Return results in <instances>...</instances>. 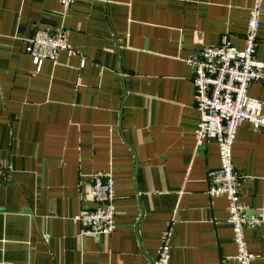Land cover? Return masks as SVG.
<instances>
[{
    "label": "crops",
    "instance_id": "crops-1",
    "mask_svg": "<svg viewBox=\"0 0 264 264\" xmlns=\"http://www.w3.org/2000/svg\"><path fill=\"white\" fill-rule=\"evenodd\" d=\"M254 0H0V264H148L173 219L168 264H224L236 253L227 201L206 193L219 165L199 121L186 59L226 30L244 48ZM63 25L76 52L36 72L35 30ZM256 56L264 61V0ZM248 96L262 102L264 83ZM240 201L264 216V130L240 124L232 147ZM114 178L110 236H80L91 174ZM244 237L264 264V222Z\"/></svg>",
    "mask_w": 264,
    "mask_h": 264
},
{
    "label": "built area",
    "instance_id": "built-area-1",
    "mask_svg": "<svg viewBox=\"0 0 264 264\" xmlns=\"http://www.w3.org/2000/svg\"><path fill=\"white\" fill-rule=\"evenodd\" d=\"M65 15L77 0H57ZM263 13V0H254L249 8L244 48L238 50L230 42L228 30L220 36L217 45L204 46L186 59L192 72L193 101L199 115L194 130L196 144L215 140L219 165L207 170L206 193L209 197H224L227 201L225 222L231 226L236 253L224 264H252L256 256L249 252L244 237L247 228L258 229L264 222L263 214L240 201V186L246 178L236 171L232 162V147L240 124L248 122L254 130H264L262 102L248 96L252 83H264V61L256 56L258 29ZM75 54L69 44V31L63 25L52 30L37 29L26 39L25 52L32 58L39 72L44 61L57 62L58 54ZM9 171L10 166L0 171ZM93 207H83L74 217L80 225V236H110L116 228L114 178L109 171L96 170L91 174L87 193ZM174 220L163 231L158 257L148 264H168L170 238Z\"/></svg>",
    "mask_w": 264,
    "mask_h": 264
}]
</instances>
